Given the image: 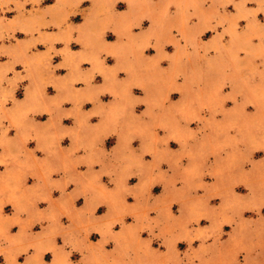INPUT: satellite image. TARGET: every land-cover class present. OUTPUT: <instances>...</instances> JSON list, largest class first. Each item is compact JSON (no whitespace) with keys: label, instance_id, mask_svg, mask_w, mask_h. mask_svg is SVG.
Returning <instances> with one entry per match:
<instances>
[{"label":"rangeland","instance_id":"1","mask_svg":"<svg viewBox=\"0 0 264 264\" xmlns=\"http://www.w3.org/2000/svg\"><path fill=\"white\" fill-rule=\"evenodd\" d=\"M0 264H264V0H0Z\"/></svg>","mask_w":264,"mask_h":264}]
</instances>
